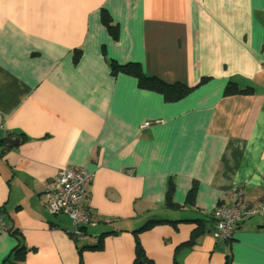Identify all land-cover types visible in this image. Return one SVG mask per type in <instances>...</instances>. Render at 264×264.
Returning a JSON list of instances; mask_svg holds the SVG:
<instances>
[{
  "label": "crops",
  "instance_id": "obj_1",
  "mask_svg": "<svg viewBox=\"0 0 264 264\" xmlns=\"http://www.w3.org/2000/svg\"><path fill=\"white\" fill-rule=\"evenodd\" d=\"M112 62L202 82L167 101ZM229 81L251 91L223 94ZM0 117V264L10 229L19 264H132L133 230L150 219L167 221L138 234L139 264H264V215L241 219L228 242L207 219L236 189L264 200V0H0ZM65 166L93 173L83 239L45 207ZM195 219L204 232L183 246Z\"/></svg>",
  "mask_w": 264,
  "mask_h": 264
},
{
  "label": "built area",
  "instance_id": "obj_2",
  "mask_svg": "<svg viewBox=\"0 0 264 264\" xmlns=\"http://www.w3.org/2000/svg\"><path fill=\"white\" fill-rule=\"evenodd\" d=\"M5 134L6 131L0 117V139ZM92 175V171L84 166H65L57 170L46 189L45 207L47 211L51 214H66L73 226L72 236L76 239H83L86 236L81 227H85L90 219L85 197ZM233 195L231 203L219 205L212 210L214 220L210 235L216 241L228 242L234 234L236 225L244 217L264 215V200L247 203L244 201L241 189H236ZM2 227L0 221V229ZM91 240L95 243L96 237Z\"/></svg>",
  "mask_w": 264,
  "mask_h": 264
},
{
  "label": "trees",
  "instance_id": "obj_3",
  "mask_svg": "<svg viewBox=\"0 0 264 264\" xmlns=\"http://www.w3.org/2000/svg\"><path fill=\"white\" fill-rule=\"evenodd\" d=\"M101 20L102 23L105 25V27L107 28V30L110 33L114 32L115 26L111 23V19L108 16L107 13L102 12L101 14ZM80 55V50L76 49L73 51V60L76 61L78 59ZM111 67V72L113 74H115L118 71H126L127 73L133 75L136 80H137V84L140 88L143 89H149V90H155L160 92L164 99L167 101H174L177 100L183 96H185L186 94H188L193 88H195L197 86V84H200L202 81L200 80L197 84L195 85H187L181 82H166L163 81L155 76H151V75H145L142 70L140 69V65L137 63H132V62H128L125 64H117L116 62H112L110 64ZM203 80V78H202ZM251 91V87H238L236 85V83L229 81L224 90H223V94H236V93H247ZM3 139H0V145L2 144ZM2 149L5 148V146H1ZM165 205L168 206H176L174 205V203L171 200V187H168L167 193H166V199H165ZM208 221L214 220L213 216H212V212L211 215L209 216V218H207ZM162 221H167V220H162V219H150L147 220L146 222L142 223L140 226H138L136 229L133 230V235H134V241H135V245H134V260L132 262V264H139L142 260H144V254L142 253V247L140 245L139 239H138V234L144 230H147L149 228H151L154 224L156 223H160ZM196 221V226L192 229V232L190 233V236L188 238V240L186 242H184L183 246H191L196 238L202 234L204 232V221H206V219H195ZM171 222L173 225H175L177 223V220H171L169 221ZM81 229L83 230L84 234L86 233V226L85 227H81ZM11 231V235L16 239V245L10 250V252L6 255V257L3 259L2 264H19L21 262V260L24 258L25 256V247L20 243L19 240V236L20 233L18 232L17 229H10ZM102 233H100L98 236H96V242L92 243L88 246L91 248H98L100 241H101V237H102ZM175 263L179 264L176 260L175 257ZM228 263L227 258L225 259V264Z\"/></svg>",
  "mask_w": 264,
  "mask_h": 264
},
{
  "label": "water",
  "instance_id": "obj_4",
  "mask_svg": "<svg viewBox=\"0 0 264 264\" xmlns=\"http://www.w3.org/2000/svg\"><path fill=\"white\" fill-rule=\"evenodd\" d=\"M5 146H13V145H15L16 143H18V141H15L14 139H12V138H10V139H6L5 140Z\"/></svg>",
  "mask_w": 264,
  "mask_h": 264
}]
</instances>
